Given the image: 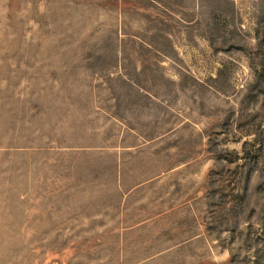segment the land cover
<instances>
[{"label":"rangeland","instance_id":"obj_1","mask_svg":"<svg viewBox=\"0 0 264 264\" xmlns=\"http://www.w3.org/2000/svg\"><path fill=\"white\" fill-rule=\"evenodd\" d=\"M0 236V264H264V0H0Z\"/></svg>","mask_w":264,"mask_h":264},{"label":"bare ground","instance_id":"obj_2","mask_svg":"<svg viewBox=\"0 0 264 264\" xmlns=\"http://www.w3.org/2000/svg\"><path fill=\"white\" fill-rule=\"evenodd\" d=\"M2 235V234H1ZM1 237V236H0Z\"/></svg>","mask_w":264,"mask_h":264}]
</instances>
